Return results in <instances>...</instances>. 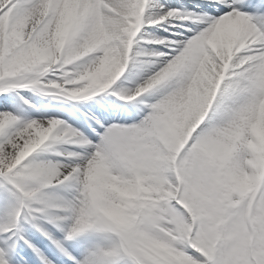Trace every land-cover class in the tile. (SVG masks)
I'll return each mask as SVG.
<instances>
[{
    "label": "snow or ice",
    "instance_id": "obj_1",
    "mask_svg": "<svg viewBox=\"0 0 264 264\" xmlns=\"http://www.w3.org/2000/svg\"><path fill=\"white\" fill-rule=\"evenodd\" d=\"M0 264H264V0H0Z\"/></svg>",
    "mask_w": 264,
    "mask_h": 264
}]
</instances>
